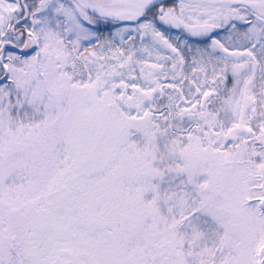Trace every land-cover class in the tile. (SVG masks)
<instances>
[{
	"label": "snow or ice",
	"instance_id": "1",
	"mask_svg": "<svg viewBox=\"0 0 264 264\" xmlns=\"http://www.w3.org/2000/svg\"><path fill=\"white\" fill-rule=\"evenodd\" d=\"M0 264H264V0H0Z\"/></svg>",
	"mask_w": 264,
	"mask_h": 264
}]
</instances>
